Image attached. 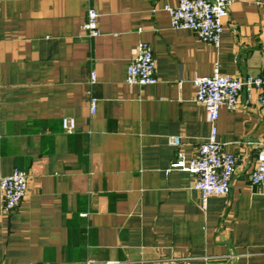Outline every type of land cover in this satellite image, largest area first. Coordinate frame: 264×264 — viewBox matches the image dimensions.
<instances>
[{"label":"crops","instance_id":"0c3cea01","mask_svg":"<svg viewBox=\"0 0 264 264\" xmlns=\"http://www.w3.org/2000/svg\"><path fill=\"white\" fill-rule=\"evenodd\" d=\"M179 2L0 0V180L29 175L15 211L0 190V264H264V187L251 184L264 137L259 91L251 105L243 94L238 110H220L218 141L239 158L228 195L204 208L196 177L172 168L178 150L195 155L212 130L196 78L216 64L264 77V0H235L218 48L171 27L164 8ZM90 6L98 38L83 31ZM141 41L158 82L132 86Z\"/></svg>","mask_w":264,"mask_h":264},{"label":"built area","instance_id":"2783aa9c","mask_svg":"<svg viewBox=\"0 0 264 264\" xmlns=\"http://www.w3.org/2000/svg\"><path fill=\"white\" fill-rule=\"evenodd\" d=\"M85 1L90 4L93 0ZM234 2L235 0H180L177 6L167 5L164 10L170 16L172 28L192 30L201 40L218 48L225 30V21L230 15V6ZM99 18L98 11L90 6L83 26V31L88 37L101 36ZM96 82L97 74L93 72L91 84ZM126 82L132 86H147L158 82L154 52L147 42L141 41L138 44L136 55L128 65ZM194 84L197 88L196 101L206 108L212 130L195 155L189 157L178 150L172 168L196 177L195 189L201 193L203 207L206 208L212 195H228L239 163V158L226 152L218 141L217 121L220 118V110L223 107L230 111L238 110L242 106L243 94L246 95L245 106L251 105L255 91H259L257 103L264 107V77L224 75L220 72V65L216 64L211 76L198 77ZM96 110L97 100L92 99L91 113L95 114ZM62 125L69 134L76 130L75 119L64 118ZM169 144L180 149L182 138L171 136ZM28 182V173L20 169L0 180L5 212L10 213L19 208L28 194ZM251 184L253 187H264V137L259 143L257 165L251 175ZM85 264L96 263L90 261Z\"/></svg>","mask_w":264,"mask_h":264}]
</instances>
